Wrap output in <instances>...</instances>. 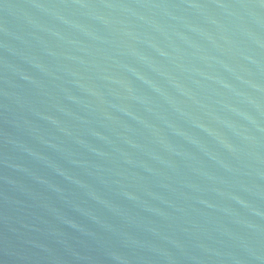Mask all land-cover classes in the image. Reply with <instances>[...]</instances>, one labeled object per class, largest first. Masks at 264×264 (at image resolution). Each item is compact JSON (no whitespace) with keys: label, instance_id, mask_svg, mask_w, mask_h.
<instances>
[{"label":"water","instance_id":"obj_1","mask_svg":"<svg viewBox=\"0 0 264 264\" xmlns=\"http://www.w3.org/2000/svg\"><path fill=\"white\" fill-rule=\"evenodd\" d=\"M0 264H264V0H0Z\"/></svg>","mask_w":264,"mask_h":264}]
</instances>
